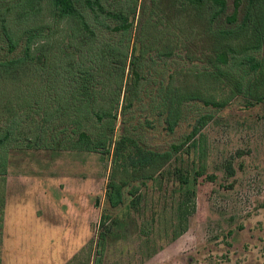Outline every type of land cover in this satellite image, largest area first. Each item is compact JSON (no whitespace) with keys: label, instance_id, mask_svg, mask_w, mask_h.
Wrapping results in <instances>:
<instances>
[{"label":"trees","instance_id":"1","mask_svg":"<svg viewBox=\"0 0 264 264\" xmlns=\"http://www.w3.org/2000/svg\"><path fill=\"white\" fill-rule=\"evenodd\" d=\"M235 100L264 104V0H0V264L12 161L34 152L111 160L96 264L117 245L152 258L217 180L202 132ZM185 124L166 150L146 141ZM169 185L177 220L144 195Z\"/></svg>","mask_w":264,"mask_h":264},{"label":"rangeland","instance_id":"2","mask_svg":"<svg viewBox=\"0 0 264 264\" xmlns=\"http://www.w3.org/2000/svg\"><path fill=\"white\" fill-rule=\"evenodd\" d=\"M48 19L46 13L38 23ZM189 130L185 124L171 136L158 126L147 132L146 141L166 150ZM202 135L203 160L217 180H200L185 232L163 241V248L143 262L134 244L124 254L117 245L104 264H264V104L248 107L235 100ZM228 161L236 171L232 178L225 172ZM111 166L99 154L16 155L8 176L2 264H67L87 246L82 259L101 263L96 244ZM153 188L144 195L158 212L167 208L168 219H176L173 185L167 192Z\"/></svg>","mask_w":264,"mask_h":264},{"label":"crops","instance_id":"3","mask_svg":"<svg viewBox=\"0 0 264 264\" xmlns=\"http://www.w3.org/2000/svg\"><path fill=\"white\" fill-rule=\"evenodd\" d=\"M45 188V187H44ZM42 198H45V196H46V194H45V190H43V188H42Z\"/></svg>","mask_w":264,"mask_h":264}]
</instances>
